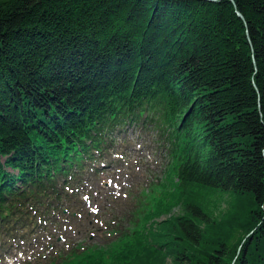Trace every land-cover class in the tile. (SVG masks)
I'll return each instance as SVG.
<instances>
[{"label": "trees", "instance_id": "trees-1", "mask_svg": "<svg viewBox=\"0 0 264 264\" xmlns=\"http://www.w3.org/2000/svg\"><path fill=\"white\" fill-rule=\"evenodd\" d=\"M131 127L151 208L58 264H264V0H0V242Z\"/></svg>", "mask_w": 264, "mask_h": 264}, {"label": "rangeland", "instance_id": "rangeland-1", "mask_svg": "<svg viewBox=\"0 0 264 264\" xmlns=\"http://www.w3.org/2000/svg\"><path fill=\"white\" fill-rule=\"evenodd\" d=\"M115 139V148L105 154L103 164L96 165L98 171L87 169L67 188V196L46 201L34 212L33 222L2 238L0 264L52 260L58 264L60 255L66 256L79 243L105 246L117 240L118 231L132 226L133 212L151 208L152 195L143 190L162 181L171 161L163 140L155 132L135 127L117 132ZM228 200L222 201L218 215L228 212ZM122 245L117 241L110 248L116 251ZM164 264L175 263L169 257Z\"/></svg>", "mask_w": 264, "mask_h": 264}, {"label": "water", "instance_id": "water-1", "mask_svg": "<svg viewBox=\"0 0 264 264\" xmlns=\"http://www.w3.org/2000/svg\"><path fill=\"white\" fill-rule=\"evenodd\" d=\"M238 15H239L241 18H244L243 15H242L240 12H238Z\"/></svg>", "mask_w": 264, "mask_h": 264}]
</instances>
